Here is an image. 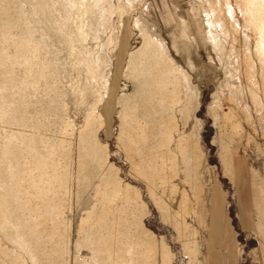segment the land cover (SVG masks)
Instances as JSON below:
<instances>
[{"label":"rangeland","instance_id":"rangeland-1","mask_svg":"<svg viewBox=\"0 0 264 264\" xmlns=\"http://www.w3.org/2000/svg\"><path fill=\"white\" fill-rule=\"evenodd\" d=\"M0 264H264V0H0Z\"/></svg>","mask_w":264,"mask_h":264},{"label":"crops","instance_id":"crops-1","mask_svg":"<svg viewBox=\"0 0 264 264\" xmlns=\"http://www.w3.org/2000/svg\"><path fill=\"white\" fill-rule=\"evenodd\" d=\"M243 218H244V217H243ZM244 219L248 220V217H247V218L245 217Z\"/></svg>","mask_w":264,"mask_h":264}]
</instances>
